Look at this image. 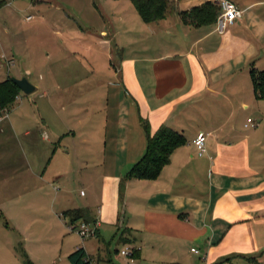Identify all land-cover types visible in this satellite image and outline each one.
<instances>
[{
	"label": "crops",
	"instance_id": "obj_1",
	"mask_svg": "<svg viewBox=\"0 0 264 264\" xmlns=\"http://www.w3.org/2000/svg\"><path fill=\"white\" fill-rule=\"evenodd\" d=\"M173 1L178 11L157 23L142 20L136 29L122 20L126 33L111 36L119 64L110 62L108 85L96 77L106 64L95 53H112L105 30L95 53L74 47L85 61L48 67L39 100L46 111L36 117L37 173L47 165L49 184L58 185V214L89 210L95 224L94 236L77 239L68 257L83 248L91 264H131L113 256L118 239L135 264H264V99L250 73L264 70V0H231L243 15L224 35L216 22L182 19L202 1ZM144 121L153 132L164 125L180 132L186 143L158 179L124 183L147 150ZM200 133L203 157L194 145Z\"/></svg>",
	"mask_w": 264,
	"mask_h": 264
},
{
	"label": "rangeland",
	"instance_id": "obj_2",
	"mask_svg": "<svg viewBox=\"0 0 264 264\" xmlns=\"http://www.w3.org/2000/svg\"><path fill=\"white\" fill-rule=\"evenodd\" d=\"M122 20L136 29L138 23H143L132 0H9L0 9V82L26 77L39 86L30 95L22 92L12 107L0 114V264H26L24 254L32 264H71L67 257L77 239L94 236L84 238L71 230L74 224L70 219L57 213L53 186L58 185L49 184L47 165L37 173L41 147L34 139L43 141L36 117L42 108L46 111L39 100L44 97L41 80L47 79L48 67L61 66L71 57L83 61L84 53L74 47L81 42V46H90L95 53L104 30L110 34L107 39L113 43L112 53L110 59L106 50L103 55L95 53L99 56L97 62L106 64L97 69L96 77L104 81V86L108 85L110 62L119 64L116 42L111 36L117 30L125 31ZM78 33H86L85 38H79ZM110 44L106 47L110 48ZM58 88L57 92L63 91L62 85ZM79 93L78 89L76 94ZM110 249L120 262L137 261L122 255L131 250L118 239Z\"/></svg>",
	"mask_w": 264,
	"mask_h": 264
},
{
	"label": "trees",
	"instance_id": "obj_3",
	"mask_svg": "<svg viewBox=\"0 0 264 264\" xmlns=\"http://www.w3.org/2000/svg\"><path fill=\"white\" fill-rule=\"evenodd\" d=\"M9 0H0V9L8 4ZM138 14L147 24L157 23L178 11L177 2L173 0H132ZM219 7L211 2L192 8L189 11L180 12L183 20L194 26L211 25L216 22ZM254 92L258 99H264V70L251 69ZM22 93L11 78L0 82V114L9 110ZM144 129L147 135V150L139 160L124 176V183L132 179L156 180L162 170L167 166L174 151L186 143V138L180 132L164 125L153 132L147 121H144ZM69 218L73 224L81 221L93 228L90 211L85 209H71L62 214ZM135 256L137 251L134 252ZM26 264H32L29 256L24 254ZM71 264H91L87 253L79 248L68 257ZM230 259H224L216 264H224Z\"/></svg>",
	"mask_w": 264,
	"mask_h": 264
},
{
	"label": "built area",
	"instance_id": "obj_4",
	"mask_svg": "<svg viewBox=\"0 0 264 264\" xmlns=\"http://www.w3.org/2000/svg\"><path fill=\"white\" fill-rule=\"evenodd\" d=\"M203 3L211 2L219 7V14L216 20V31L224 35L229 28L236 24L241 20L243 12L239 9V7L232 2L231 0H200ZM31 19V18H28ZM19 97V96H18ZM249 124H253V120H248ZM206 143H207V135L204 133H200L197 138L194 140V145L197 148L198 156L203 157L206 154ZM95 229L92 226L81 223L77 226H72L71 230L76 231L82 237H90L95 234ZM193 252L199 253L198 250L193 249ZM123 256L130 257L132 256L131 251H123ZM133 261V260H132Z\"/></svg>",
	"mask_w": 264,
	"mask_h": 264
},
{
	"label": "water",
	"instance_id": "obj_5",
	"mask_svg": "<svg viewBox=\"0 0 264 264\" xmlns=\"http://www.w3.org/2000/svg\"><path fill=\"white\" fill-rule=\"evenodd\" d=\"M11 80L19 87V89L23 93L27 95H30L36 91V87L32 83H30V81L26 77L21 79L11 78Z\"/></svg>",
	"mask_w": 264,
	"mask_h": 264
}]
</instances>
